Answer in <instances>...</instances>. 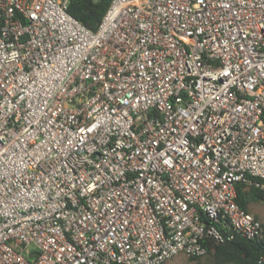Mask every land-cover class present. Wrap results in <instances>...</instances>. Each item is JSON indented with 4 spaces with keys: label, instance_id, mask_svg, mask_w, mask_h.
<instances>
[{
    "label": "built area",
    "instance_id": "obj_1",
    "mask_svg": "<svg viewBox=\"0 0 264 264\" xmlns=\"http://www.w3.org/2000/svg\"><path fill=\"white\" fill-rule=\"evenodd\" d=\"M70 1L0 0V264L264 247V0Z\"/></svg>",
    "mask_w": 264,
    "mask_h": 264
},
{
    "label": "trees",
    "instance_id": "obj_2",
    "mask_svg": "<svg viewBox=\"0 0 264 264\" xmlns=\"http://www.w3.org/2000/svg\"><path fill=\"white\" fill-rule=\"evenodd\" d=\"M111 1L71 0L68 11L89 29L96 30ZM256 198H264L261 190L244 183L237 185V202L242 208L250 212V203ZM209 253L213 254L214 264H257L258 258L264 253V247L260 241L235 234L233 239L223 243H210Z\"/></svg>",
    "mask_w": 264,
    "mask_h": 264
},
{
    "label": "rangeland",
    "instance_id": "obj_3",
    "mask_svg": "<svg viewBox=\"0 0 264 264\" xmlns=\"http://www.w3.org/2000/svg\"><path fill=\"white\" fill-rule=\"evenodd\" d=\"M250 212L264 223V198H256L250 203ZM167 264H214L213 254L209 253L192 260L185 255L173 257Z\"/></svg>",
    "mask_w": 264,
    "mask_h": 264
},
{
    "label": "crops",
    "instance_id": "obj_4",
    "mask_svg": "<svg viewBox=\"0 0 264 264\" xmlns=\"http://www.w3.org/2000/svg\"><path fill=\"white\" fill-rule=\"evenodd\" d=\"M256 216V215H255ZM257 217V216H256ZM258 218V217H257ZM264 224V223H263Z\"/></svg>",
    "mask_w": 264,
    "mask_h": 264
}]
</instances>
